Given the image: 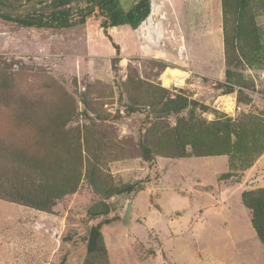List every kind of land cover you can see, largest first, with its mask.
<instances>
[{"label":"rangeland","instance_id":"rangeland-1","mask_svg":"<svg viewBox=\"0 0 264 264\" xmlns=\"http://www.w3.org/2000/svg\"><path fill=\"white\" fill-rule=\"evenodd\" d=\"M253 4L264 44V0ZM137 6L161 22L158 41L110 28L109 39L98 8L85 23L69 26L25 28L0 18V68L13 74L20 90L11 103L23 97L39 111L32 124L20 125L22 116L12 115L14 107L4 108L0 98V136L34 150L37 141L50 142L44 124L56 119L53 131L69 143L78 139L83 150L88 142L97 168L92 174L85 160L77 189L49 211L0 198V264H62L65 252L66 264H85L86 226L104 218L112 222L102 230L107 260L100 264H264V243L241 200L243 191L264 188V152L253 161L235 153L157 155L149 163L139 144L145 127L162 135L179 118L245 120L262 142L264 58L253 66L235 62L242 86L226 93L222 0H111L102 9L112 21V9ZM67 7L74 13L87 3ZM154 86L191 104L180 113L165 110L169 94L163 98ZM94 181L121 187L143 181L145 187L105 198Z\"/></svg>","mask_w":264,"mask_h":264},{"label":"trees","instance_id":"trees-1","mask_svg":"<svg viewBox=\"0 0 264 264\" xmlns=\"http://www.w3.org/2000/svg\"><path fill=\"white\" fill-rule=\"evenodd\" d=\"M27 1L23 0V3ZM82 1H85L89 7L95 0L54 1L29 15L28 18L31 20H17L1 15L0 18L14 21L19 27L25 28L69 26L76 21L85 23L95 10L67 22L69 16L75 13L67 6ZM109 1L111 0L102 1L96 8L100 9L102 15L105 16L102 27L110 39L111 37L107 32L110 27L109 14L102 9L103 5ZM0 2L10 6L23 4L12 3V0H0ZM256 6L253 4V0H222L224 43L228 66L226 93H232L242 86L236 79L233 70L235 62L240 63L242 60L253 66L259 65L264 58L263 34L256 20L260 10ZM50 8L53 9L50 10ZM48 9L50 11L45 12ZM114 46L117 56L113 58L112 63L113 69L117 73L119 71L120 49L117 45L114 44ZM154 87L156 88V86ZM155 90L163 98L166 97L165 94H169L166 101L162 102L165 110L180 113L191 104L187 98L180 94H170L163 88H156ZM18 94H20V90L14 82L13 74L5 68H0L2 106L4 108L14 107L11 109L12 115L22 116L18 124L22 125L26 121V124H32L30 119H33V115L37 116L39 111L33 101H26L23 97L11 103V98ZM153 104L150 103V106ZM131 108L132 111L137 109L135 106ZM162 118L163 116H156L157 120ZM56 123V119L54 122L51 119L49 125L48 122L44 124L50 142L44 145L37 141L35 144L37 149L34 150L22 145L19 140L0 136V198L49 211L57 200L63 199L77 189L85 160L88 162L89 170L93 167L91 173L94 174V170L97 168L90 163L91 151L87 138H85V142H87L88 149L83 150L78 139L69 143L60 134L53 131V125ZM253 127L245 120H239L236 123L232 122L231 119L192 122L186 118H179L176 124L162 135H156L150 128L145 127L141 130L139 144L143 158L149 163H153L157 155L203 157L235 153L251 156L250 159L253 161L264 152V139L259 142L260 134ZM42 146H46V148L41 149ZM253 146L258 149L254 150ZM85 151L86 156H84ZM250 159H247V163ZM94 184L99 191L98 193H101L105 198L123 193L132 194L145 187L143 181L123 187L108 183L103 185L95 181ZM241 200L244 206L251 210L253 227L259 239L264 243V188L243 191ZM105 206L110 208L109 204H105ZM107 211L108 209L100 212L94 211L90 212L89 215L95 218ZM111 222V219L104 218L98 224L86 226L85 239L87 240L88 256L85 264H100L102 259L107 260V249L103 241L102 230L104 225ZM68 257L69 252H65L62 264H66Z\"/></svg>","mask_w":264,"mask_h":264},{"label":"crops","instance_id":"crops-1","mask_svg":"<svg viewBox=\"0 0 264 264\" xmlns=\"http://www.w3.org/2000/svg\"><path fill=\"white\" fill-rule=\"evenodd\" d=\"M117 2L119 3V0H117ZM132 8L133 7L126 9L125 7H121L112 9L113 18L112 21L110 20L109 28L112 30H131L139 40H141L142 34L145 33L148 41H158L164 33V28L161 25V22H154L152 17L153 14H151V12L149 13L147 8L142 9L141 6H137V9ZM146 12L148 13L146 14ZM142 49H144L143 51H149L146 47H143ZM154 53L165 54L164 51H154Z\"/></svg>","mask_w":264,"mask_h":264},{"label":"water","instance_id":"water-1","mask_svg":"<svg viewBox=\"0 0 264 264\" xmlns=\"http://www.w3.org/2000/svg\"><path fill=\"white\" fill-rule=\"evenodd\" d=\"M54 1L58 0H28L27 2L17 6H10L0 2V15L17 20H31L28 18L29 15ZM102 1L104 0H95L89 7L85 8L84 10H79L74 14H71L67 22L78 16H82L94 11Z\"/></svg>","mask_w":264,"mask_h":264}]
</instances>
